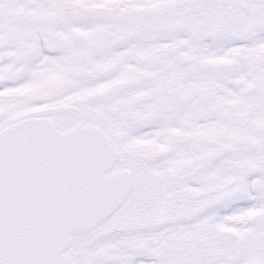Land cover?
<instances>
[{"label":"snow or ice","instance_id":"1","mask_svg":"<svg viewBox=\"0 0 264 264\" xmlns=\"http://www.w3.org/2000/svg\"><path fill=\"white\" fill-rule=\"evenodd\" d=\"M0 264H264V0H0Z\"/></svg>","mask_w":264,"mask_h":264}]
</instances>
